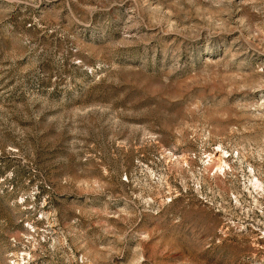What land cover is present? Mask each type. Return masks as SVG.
I'll list each match as a JSON object with an SVG mask.
<instances>
[{
  "label": "rangeland",
  "instance_id": "rangeland-1",
  "mask_svg": "<svg viewBox=\"0 0 264 264\" xmlns=\"http://www.w3.org/2000/svg\"><path fill=\"white\" fill-rule=\"evenodd\" d=\"M0 264H264V0H0Z\"/></svg>",
  "mask_w": 264,
  "mask_h": 264
}]
</instances>
